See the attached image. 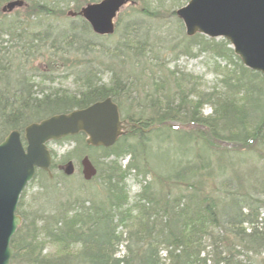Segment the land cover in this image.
Returning <instances> with one entry per match:
<instances>
[{"label": "trees", "instance_id": "obj_1", "mask_svg": "<svg viewBox=\"0 0 264 264\" xmlns=\"http://www.w3.org/2000/svg\"><path fill=\"white\" fill-rule=\"evenodd\" d=\"M8 1L0 0V142L13 129L22 132L32 122L106 97L131 109L125 133L110 147L87 146L83 133L65 137L77 144L61 162L73 152L102 154L98 183L85 197L60 186L54 172L49 178L36 171L31 182L38 189L29 207L25 189L18 202L22 221L10 241V264H264V169L260 179H250L223 163H204L200 154L170 169L147 163L150 133L160 138L172 132L187 143L226 141L236 150L264 145V76L243 66L226 39L196 33L168 49L194 56L196 48L224 60L226 66H214L222 73L221 88L201 90L183 71L155 81L147 62L160 60L162 39L137 17L158 15L147 1L109 35L94 33L78 14L101 0H29L23 13L13 14L1 10ZM70 8L76 15H67ZM69 70L81 81L76 95L37 83ZM105 71L109 83L100 78ZM204 104L212 107L205 117ZM126 155L131 159L123 166L119 159ZM149 168L154 180L130 199L127 176Z\"/></svg>", "mask_w": 264, "mask_h": 264}, {"label": "water", "instance_id": "obj_2", "mask_svg": "<svg viewBox=\"0 0 264 264\" xmlns=\"http://www.w3.org/2000/svg\"><path fill=\"white\" fill-rule=\"evenodd\" d=\"M128 0H101L87 4L78 12L99 35L114 31L113 18ZM23 0H10L2 5V12L23 6ZM71 16L74 12L68 13ZM185 33H201L210 38H224L243 65L264 76V0H189L176 10ZM126 120L111 97L96 101L84 108L55 113L28 124L21 132L11 130L0 142V264H10L13 248L10 241L21 216L17 214L20 195L32 181L37 169L52 178L51 140H59L79 133L85 144L110 147L124 134ZM136 125V124H135ZM84 180H91L97 169L87 155L80 159ZM74 170L70 160L66 175Z\"/></svg>", "mask_w": 264, "mask_h": 264}, {"label": "rangeland", "instance_id": "obj_3", "mask_svg": "<svg viewBox=\"0 0 264 264\" xmlns=\"http://www.w3.org/2000/svg\"><path fill=\"white\" fill-rule=\"evenodd\" d=\"M23 1L25 2L29 0ZM140 1H147L149 3L150 10L152 12L158 13V15L148 13L146 15H137L139 23L142 26L149 27L158 35H160L162 39L159 47H157L158 50L161 51L159 52L160 60L147 62V67L154 72V80L161 81L163 77L169 75L170 71H183L195 77V81L197 80V88L199 87L201 90L221 88L222 73L221 70L215 71L214 66L216 62L220 64L221 68L223 66H226L224 60L215 57L210 52H199L196 48L193 49V53H197L194 56L178 50L169 51L170 49H168V46L173 44L177 40H185V36L189 37L185 33V27L182 20L176 14V10L184 6L189 0H128L117 12L116 17L113 18L114 31L110 34H113L118 30V20L120 19L121 21L123 17L129 15L132 12L133 7L138 6ZM17 10H19V13H23L22 6L15 7L10 12L4 13L13 14ZM71 11L74 12L72 8L67 10L68 16H71L68 14ZM172 11H174V13ZM129 16H132V14H130ZM216 39H220V37ZM147 72L150 71L145 70L146 74ZM100 78L102 82L109 83L110 73L105 71L100 75ZM145 80L147 81V79ZM35 81L37 82L38 80L35 78ZM152 82L154 81H151V83ZM37 83L46 91H66L69 94L76 95L78 91L80 92L81 81L69 70V73L63 72L56 74L52 81H38ZM35 89L39 88L36 87ZM141 94L143 95V93ZM262 97L264 99V90ZM127 104L128 103H123V107H120L118 105L121 117L123 119H125L124 116L131 110L129 104ZM200 112L203 117L210 115L212 112V107L209 104H204L200 108ZM127 126L128 124L126 125V129ZM189 126L190 125H187L186 127L189 128ZM150 134L153 139V147L150 151L149 157L147 158V163H151V165L154 167H159L161 169H170L173 163H187L188 159H191L195 154H200L203 157L204 163H223L225 166H227V169L231 173H235L236 171L243 176H252L250 177V179H253V177L255 176H257L259 179L261 178L260 171L264 169V145H259L258 143H256L250 149L246 148L236 150L234 149V145L226 141H213V144L209 145L208 143H203L202 139H200L197 141L192 140L193 143H187L176 139L172 132H168L166 136L161 135L160 138L156 137L152 133ZM76 144L77 142L70 138H62L59 140H51L48 142V147L50 148L51 152L56 153V157H53L52 155V162H54L53 160L55 158V167L54 169H52V173L54 172L56 174V180L61 184L60 186H62L69 192L71 191L73 194L81 193L80 196L85 197L86 195H88L85 190H92V187H95V184L98 183V179L95 177L99 169L103 167V158L101 157L102 154L99 150L89 149L80 154L79 157L75 156L73 152L65 162H61L64 154H66L67 151H72ZM79 149L83 151V148L80 147ZM84 155H87L89 157L90 161L97 169V173L93 177L95 178L94 181L96 182L85 185L84 183L86 180H84L82 176L80 166V159ZM111 158L112 157H109L108 159ZM130 159L131 156L126 155L119 159V163L124 166L126 163H128V161H130ZM70 160L73 162L74 170L70 175H66L64 169L67 165V162ZM215 174L216 173L214 172L213 175ZM153 175V171L149 168L142 171L138 176H135L132 173L127 176L126 184L130 199H133L134 196L140 191V187L143 183H145V181L154 180ZM37 189L38 186L36 183L32 184V182H30L26 186L25 190L27 191V195H25L24 198V204L26 207H29L27 205H30V198L36 193ZM262 215H264V210L262 211ZM120 249L121 251L118 253V255L123 254V247H120ZM165 264H167V262H165Z\"/></svg>", "mask_w": 264, "mask_h": 264}]
</instances>
